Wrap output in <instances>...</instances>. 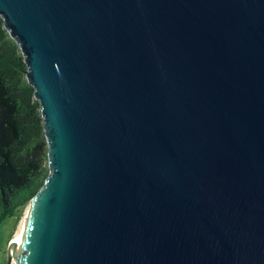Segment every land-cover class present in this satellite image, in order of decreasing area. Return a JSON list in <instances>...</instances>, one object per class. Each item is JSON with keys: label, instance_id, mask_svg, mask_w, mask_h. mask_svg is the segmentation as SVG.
I'll return each mask as SVG.
<instances>
[{"label": "water", "instance_id": "obj_1", "mask_svg": "<svg viewBox=\"0 0 264 264\" xmlns=\"http://www.w3.org/2000/svg\"><path fill=\"white\" fill-rule=\"evenodd\" d=\"M0 17L49 168L14 264H264V0H0Z\"/></svg>", "mask_w": 264, "mask_h": 264}, {"label": "trees", "instance_id": "obj_2", "mask_svg": "<svg viewBox=\"0 0 264 264\" xmlns=\"http://www.w3.org/2000/svg\"><path fill=\"white\" fill-rule=\"evenodd\" d=\"M26 70L0 17V224L30 203L49 174L41 107Z\"/></svg>", "mask_w": 264, "mask_h": 264}, {"label": "rangeland", "instance_id": "obj_3", "mask_svg": "<svg viewBox=\"0 0 264 264\" xmlns=\"http://www.w3.org/2000/svg\"><path fill=\"white\" fill-rule=\"evenodd\" d=\"M29 204L20 208L11 217H8L0 224V264H8L11 254L10 244L15 237L23 221ZM9 264H14L11 258Z\"/></svg>", "mask_w": 264, "mask_h": 264}, {"label": "bare ground", "instance_id": "obj_4", "mask_svg": "<svg viewBox=\"0 0 264 264\" xmlns=\"http://www.w3.org/2000/svg\"><path fill=\"white\" fill-rule=\"evenodd\" d=\"M32 206H33V203H29V206H28L27 211H26V213H25V215H24L23 221H22V223H21V225H20V227H19V229H18V232L16 233L15 237L13 238V240H12V242H11V256H12V261H13V263H14V254H13L12 246H13L14 241H15V240L18 238V236L20 235V233H21V231H22V228H23V225H24V223H25V221H26V218H27V216H28V214H29V212H30ZM23 251H24V248L21 249V252H22V253H23Z\"/></svg>", "mask_w": 264, "mask_h": 264}]
</instances>
